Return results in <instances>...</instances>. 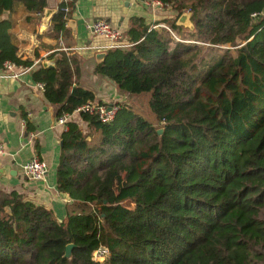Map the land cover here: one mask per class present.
<instances>
[{"label": "trees", "instance_id": "1", "mask_svg": "<svg viewBox=\"0 0 264 264\" xmlns=\"http://www.w3.org/2000/svg\"><path fill=\"white\" fill-rule=\"evenodd\" d=\"M161 1L192 24L162 20L175 38L133 18L132 45L108 49L95 69L122 91L150 93L159 125L120 102L107 123L80 112L88 130L67 124L57 167L64 220L0 189V264H264V0ZM19 4L43 13L47 0H0V66L33 64L4 17ZM69 11L61 1L52 17L57 39ZM52 56L33 77L58 117L97 100L79 59ZM100 246L111 252L103 262Z\"/></svg>", "mask_w": 264, "mask_h": 264}, {"label": "crops", "instance_id": "2", "mask_svg": "<svg viewBox=\"0 0 264 264\" xmlns=\"http://www.w3.org/2000/svg\"><path fill=\"white\" fill-rule=\"evenodd\" d=\"M61 1L70 3V16L65 24L66 31L57 39L53 35L52 17ZM4 17L14 21L11 35L18 46L19 56L23 60H32L33 64L23 74H19L20 67L10 71L5 66L6 61L0 66V139L5 144V152L0 154V189L8 193L18 192L26 200L52 209L61 222L66 216V205L70 199L57 187L62 134L70 121L79 122L82 128H86L87 123L75 112L66 126L58 124L56 119L60 105L51 104L46 99L44 89L34 80L33 72L41 65L53 67L57 56L52 55L65 51L80 60V78L102 81L96 91L91 88L98 101L127 103L123 99L128 95L143 94L150 99V93L122 91L106 76L96 73V66L105 58L97 56L102 52L107 54L104 46L108 41L94 35L88 25L97 18H105L126 35L132 27L133 18H143L151 27L159 21L164 23L162 20L165 19L178 20V24L190 26L191 16L187 12L179 14L170 7L151 9L134 0H47L43 13H28L19 4L13 13L7 12ZM9 73L19 75L6 76ZM34 156L48 164V172L42 180L29 178L23 170V164Z\"/></svg>", "mask_w": 264, "mask_h": 264}, {"label": "built area", "instance_id": "3", "mask_svg": "<svg viewBox=\"0 0 264 264\" xmlns=\"http://www.w3.org/2000/svg\"><path fill=\"white\" fill-rule=\"evenodd\" d=\"M66 2L69 0H65ZM136 2H140L146 7H149L151 9H163L165 8V4L161 0H134ZM69 10V7H66V11ZM165 28L171 32V34L177 38V35L174 33V30L171 29L168 25L162 23H158L153 26V28ZM88 28L93 32L94 35L104 38L108 41L106 46H104V49H113V48H122V47H129L132 44L127 41L125 38L123 32L120 30V28L115 27L111 24L110 21H108L105 18H97L94 20L91 24L88 25ZM5 66L10 70L13 71L17 67H20L21 71L19 74H23L28 72L31 68V66H17L14 62L12 61H6ZM19 74L16 73H9L6 76L10 77H15L18 76ZM38 86L42 89H45L43 83H38ZM119 110V105L118 102H113L109 104H101L98 100H91L82 106L78 107L76 109V112H87L89 114H98L99 118L101 121L107 123L112 120H114L117 112ZM71 114L66 113L64 115H61L57 117V123L62 124L66 126V123L70 119ZM5 152V144L4 142L0 139V154H4ZM23 170L25 174L33 179V180H42L47 172H48V164L39 158L38 156H34L30 161L27 163L23 164ZM111 255V252L109 248L106 246H100L98 247L94 252H93V258L96 261L103 262L109 256Z\"/></svg>", "mask_w": 264, "mask_h": 264}, {"label": "rangeland", "instance_id": "4", "mask_svg": "<svg viewBox=\"0 0 264 264\" xmlns=\"http://www.w3.org/2000/svg\"><path fill=\"white\" fill-rule=\"evenodd\" d=\"M159 23L162 24V22H159ZM164 24H166V23L164 22ZM166 25L169 26V24H166ZM161 28L162 27H159V29H161ZM174 33H175V31H174ZM221 49H222V51L224 50L223 47ZM94 68H95V66H94ZM86 76H87V74H86ZM81 79H82L81 83H82L83 86H85V87H87L89 89L92 88L95 91L98 89V87L102 83V81L100 79H98V78H81ZM104 86H105V83H104ZM103 89H107V88H103ZM123 101L127 102L125 104H127L135 112L143 115L144 117H146L153 124L159 125V122H158L156 116L150 110L148 95H145V94L136 95V96L128 95L125 98V100L123 99ZM82 126L85 127V124H84L83 121H82ZM84 130L87 132L88 128H84Z\"/></svg>", "mask_w": 264, "mask_h": 264}, {"label": "water", "instance_id": "5", "mask_svg": "<svg viewBox=\"0 0 264 264\" xmlns=\"http://www.w3.org/2000/svg\"><path fill=\"white\" fill-rule=\"evenodd\" d=\"M105 55H106V54H105L104 52H102V53H99L97 57H98V58H104ZM158 132H159L160 134H162V133H163V129L160 128V129L158 130ZM61 144H62V142H61ZM72 247H73V244H70V245L67 246L66 254H65L67 257H71V254H72Z\"/></svg>", "mask_w": 264, "mask_h": 264}]
</instances>
